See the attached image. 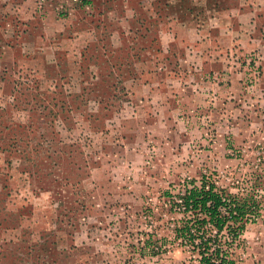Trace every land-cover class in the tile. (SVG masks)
I'll return each mask as SVG.
<instances>
[{
  "label": "rangeland",
  "instance_id": "obj_1",
  "mask_svg": "<svg viewBox=\"0 0 264 264\" xmlns=\"http://www.w3.org/2000/svg\"><path fill=\"white\" fill-rule=\"evenodd\" d=\"M230 8L0 0V264H198L173 241L171 198L202 175L254 193L236 264H264V46L233 41ZM186 125L197 142L168 145Z\"/></svg>",
  "mask_w": 264,
  "mask_h": 264
},
{
  "label": "trees",
  "instance_id": "obj_2",
  "mask_svg": "<svg viewBox=\"0 0 264 264\" xmlns=\"http://www.w3.org/2000/svg\"><path fill=\"white\" fill-rule=\"evenodd\" d=\"M188 182L171 198L184 214L173 241L192 250L198 264H236V251L248 225L256 222L260 203L254 193H231L211 176Z\"/></svg>",
  "mask_w": 264,
  "mask_h": 264
},
{
  "label": "crops",
  "instance_id": "obj_3",
  "mask_svg": "<svg viewBox=\"0 0 264 264\" xmlns=\"http://www.w3.org/2000/svg\"><path fill=\"white\" fill-rule=\"evenodd\" d=\"M231 1L233 3H231ZM227 6H229V11H230V22L237 20V18H240V21L242 23V25H229L226 24L225 30L226 33L229 34L230 36L233 37V41H237L238 38H240L239 36H243L247 39L246 41V46L248 48H258V47H262L264 46V0H227ZM244 12L247 13V15H244V17L242 18V15L244 14ZM234 19V20H233ZM237 29V30H236ZM196 31V29H195ZM195 31H193L192 29L187 31L188 34L192 35L193 37V33H196ZM239 35V36H236ZM188 52H191L190 50L194 51L195 54H199L198 52H200L201 54L203 53V51L200 50L199 47H190L187 48ZM212 51H216L218 54H220V52L212 47V50H210V52L212 53ZM187 52V51H185ZM262 52V51H261ZM200 55V54H199ZM199 58H201V55L199 56ZM224 59V58H223ZM217 60H222V59H217ZM201 63L198 62V65H196V72L197 74L190 72V75H198L197 80H194V84L198 85L199 88L202 89V84L203 83H208L204 77H202L201 75L204 74L205 72L209 71V68L207 65H200ZM214 68L216 66H218L217 68L219 70H222L224 68H226L229 70L232 68L231 66L228 68V63H224V62H218V63H214L212 65ZM210 68V70H212ZM218 70V71H219ZM228 73H226V76L230 77L231 80L230 81H236L238 80V78H235V75H229ZM212 74L210 73V76ZM207 77V76H206ZM220 80H227L226 78L222 77V79ZM185 83H189L191 86H194V88H197L194 84H193V79L191 77L186 78ZM148 84V83H146ZM212 85H218V87H221L220 81L216 82V81H211ZM227 84V83H226ZM214 89V93L212 92H205L204 90H197V93L200 96H211L214 95L215 92H217V89H215L214 87H212ZM186 90V88H184ZM196 90V89H195ZM227 90V89H226ZM188 93L193 94L194 92H192L191 90L188 91ZM194 95V94H193ZM215 98V96H214ZM185 127V131H181L178 132V130L173 129L172 127L170 128L169 126H167V130L166 133L168 132V141H166V143L168 145H180L179 142L187 143L189 144L190 142H193L196 140L197 138V132H201L200 127L196 126V127H192V126H184ZM194 138V139H192ZM167 140V139H166ZM161 141V140H160ZM159 142V141H158ZM197 142V141H195ZM161 143V142H159ZM161 145V144H160ZM143 145H138L137 152L139 153H135V155H137L140 158H143L144 156H146V154L143 155ZM140 148V149H139ZM161 148V147H160ZM126 150H128L129 148H125ZM140 155V156H139Z\"/></svg>",
  "mask_w": 264,
  "mask_h": 264
},
{
  "label": "built area",
  "instance_id": "obj_4",
  "mask_svg": "<svg viewBox=\"0 0 264 264\" xmlns=\"http://www.w3.org/2000/svg\"><path fill=\"white\" fill-rule=\"evenodd\" d=\"M259 162L261 165H264V162L261 160V158H259Z\"/></svg>",
  "mask_w": 264,
  "mask_h": 264
}]
</instances>
